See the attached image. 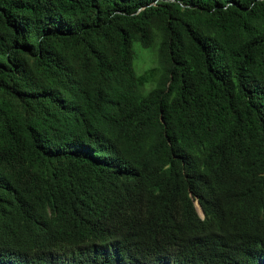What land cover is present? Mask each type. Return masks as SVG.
<instances>
[{
  "label": "trees",
  "instance_id": "16d2710c",
  "mask_svg": "<svg viewBox=\"0 0 264 264\" xmlns=\"http://www.w3.org/2000/svg\"><path fill=\"white\" fill-rule=\"evenodd\" d=\"M0 264H264V0H0Z\"/></svg>",
  "mask_w": 264,
  "mask_h": 264
},
{
  "label": "rangeland",
  "instance_id": "374dc122",
  "mask_svg": "<svg viewBox=\"0 0 264 264\" xmlns=\"http://www.w3.org/2000/svg\"><path fill=\"white\" fill-rule=\"evenodd\" d=\"M137 53V60L135 61V68L138 73H143L149 67L156 68L155 57L152 49H143L138 45L134 46Z\"/></svg>",
  "mask_w": 264,
  "mask_h": 264
},
{
  "label": "clouds",
  "instance_id": "9594fccd",
  "mask_svg": "<svg viewBox=\"0 0 264 264\" xmlns=\"http://www.w3.org/2000/svg\"><path fill=\"white\" fill-rule=\"evenodd\" d=\"M196 203H197V202H195L196 210H197L199 216H200L201 218H203V213H202V211H201L202 214L200 215V212H199V210H198V208H197V204H196Z\"/></svg>",
  "mask_w": 264,
  "mask_h": 264
},
{
  "label": "water",
  "instance_id": "95a60500",
  "mask_svg": "<svg viewBox=\"0 0 264 264\" xmlns=\"http://www.w3.org/2000/svg\"><path fill=\"white\" fill-rule=\"evenodd\" d=\"M196 204H197V208H198V210H199V212H200V215H201V214H202V213H201V209H200L198 203H196Z\"/></svg>",
  "mask_w": 264,
  "mask_h": 264
}]
</instances>
